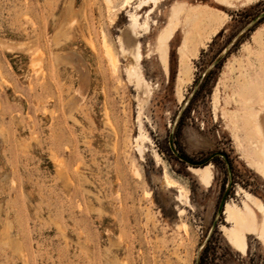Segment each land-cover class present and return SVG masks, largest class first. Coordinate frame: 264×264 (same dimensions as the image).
Listing matches in <instances>:
<instances>
[{"label":"rangeland","instance_id":"obj_1","mask_svg":"<svg viewBox=\"0 0 264 264\" xmlns=\"http://www.w3.org/2000/svg\"><path fill=\"white\" fill-rule=\"evenodd\" d=\"M263 151L264 0H0V264H264Z\"/></svg>","mask_w":264,"mask_h":264},{"label":"bare ground","instance_id":"obj_2","mask_svg":"<svg viewBox=\"0 0 264 264\" xmlns=\"http://www.w3.org/2000/svg\"><path fill=\"white\" fill-rule=\"evenodd\" d=\"M175 12L176 11L174 9L172 11L171 17L167 20V25L165 29L159 34V36L157 37V41H156L155 49L158 52L159 60L163 65L165 64V56H166L165 55V52H166L165 45H166L167 39L170 38L169 34L175 22V16H174ZM132 19L134 21V24H136L137 18L135 15L132 16ZM103 41H104L103 42L104 43L103 44L104 54L107 58V61H108V64L111 70L115 71L117 67L116 55L113 52L111 46L106 42V40L103 39ZM40 70H41V67H40ZM42 71L46 72L45 70H42ZM43 72H42V75H43ZM132 73H133V77L136 80V83L138 85H142L143 84L142 77L140 78L138 74L135 73V69L134 71H132ZM105 106L106 105L104 104V107ZM105 111L106 113H108L107 110ZM106 116L109 117V115H106ZM108 117H105V118H107L108 120ZM109 126H111V129L114 130V128L112 127V124ZM115 133L116 132H114V134ZM262 155H263V161H264V151L262 152ZM210 167H211L210 164H204L202 166H195V167L189 165L187 166V169L197 177L198 181L202 185L209 186L211 183V179H212V173H211ZM134 173L137 174L135 169H134ZM162 179H163V183H165L166 185L172 186V187H177L178 190L185 195L186 192H184L185 190L182 187V185H180L176 180L168 176L166 172H163ZM244 193H245V200L243 201L242 206H238L235 203L226 202L224 205V211H223L227 221L231 222L230 226H227V227L225 226V229H224L225 237L227 241L241 253H244L246 249L245 237L247 234L257 235V237L264 243V206L263 204L260 203L261 201L260 202L258 201L259 198L257 200L256 199L257 197H254L250 193L248 192H244ZM250 203H252V205L254 204L256 206V209H258V212L260 213L259 217L256 216L255 211L250 205ZM183 228L186 234L187 233L186 224L183 225Z\"/></svg>","mask_w":264,"mask_h":264},{"label":"water","instance_id":"obj_3","mask_svg":"<svg viewBox=\"0 0 264 264\" xmlns=\"http://www.w3.org/2000/svg\"><path fill=\"white\" fill-rule=\"evenodd\" d=\"M193 167H194V166H193ZM223 204H224V202H223V200H221V202H220V206H219V211L222 210Z\"/></svg>","mask_w":264,"mask_h":264},{"label":"trees","instance_id":"obj_4","mask_svg":"<svg viewBox=\"0 0 264 264\" xmlns=\"http://www.w3.org/2000/svg\"><path fill=\"white\" fill-rule=\"evenodd\" d=\"M192 164H195V163H192Z\"/></svg>","mask_w":264,"mask_h":264}]
</instances>
